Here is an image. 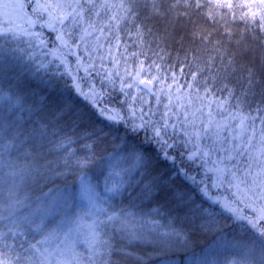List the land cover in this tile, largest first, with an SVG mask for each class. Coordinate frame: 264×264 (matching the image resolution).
<instances>
[{
    "label": "snow or ice",
    "instance_id": "6c2138e0",
    "mask_svg": "<svg viewBox=\"0 0 264 264\" xmlns=\"http://www.w3.org/2000/svg\"><path fill=\"white\" fill-rule=\"evenodd\" d=\"M260 4L264 5V0H260ZM3 7L23 8V5L5 3ZM245 8H248L247 4H234L232 0H144L143 5L140 0H44L43 3H37L34 11H39L40 17L47 15V19L40 26L57 32L56 38L64 47H69V40L77 31L81 41L93 37L97 43L101 37L108 36L119 41L120 36L117 35L119 32H124L128 36L134 33L139 47L147 46L146 37L153 35V29L148 26L149 21L187 17L189 22H192L193 14L202 15L217 31L223 27L224 34L229 38H231V30L227 27L229 17L243 21L246 28L251 24L254 30L264 32V11L251 12V19L248 18L249 12H241L237 17L236 10ZM141 9L145 12L143 17ZM17 19L23 23L16 24L9 19L7 26H0V50L5 43L19 41L21 37H28L29 40L40 38V33L31 30L39 18ZM94 33L99 35L94 36ZM191 34L204 44L208 56L202 67L193 62L187 64L189 68L187 75L190 80H186L180 87L191 90L190 98L191 93H195L197 99L207 100L206 106L209 111L204 127L192 132L182 130L186 139L181 143L168 132L169 127L175 130V124L164 123L157 126L151 120L145 119L143 114L136 117L133 113L132 118L123 116L119 110L103 104L100 93L94 88L84 91L75 78L73 83L70 86L65 85L63 90L59 83L38 79L36 82L38 91L32 93L33 105L27 108L30 113L54 117L57 125L72 130L74 134L76 130L82 129L77 139L92 141L82 145L83 155H77L72 148L76 142L72 136L64 134L57 140L54 147L61 152L62 170L51 167V164H39L36 161L39 152H36L35 156L32 154L37 142L46 137L48 124H40L27 136L23 131L17 130L6 139V129L0 120V222H7L2 225L7 231L0 230V264H110L109 258L117 250L112 243L113 232L120 233L130 245H152L154 251L150 258L157 257L159 264H180V260L174 259L175 254L187 249L191 243L190 236L184 229L175 227L170 220L166 225L152 221V226L146 230L147 221L134 222L135 213L110 204L111 201L122 197L128 187L132 186L130 180L126 182L124 179H113L120 175L114 171L115 165L112 161L115 160L130 162L128 168L121 169L126 176L135 172L153 177L151 182L143 184L138 193L140 198L151 199L159 196L176 204L177 207L187 208L191 217L201 221L200 230L204 233L218 234L222 232V227L211 211L196 205L189 191L176 185V177H181L186 184L195 186L193 190L198 191L211 204H220L221 201L211 195L205 180L198 181L196 176L190 175L185 163L190 166L199 162V166L205 169V176L209 179L211 177H208V173H211L215 177L211 188L220 187L227 182L231 187L241 190L243 185L245 192V199L241 201L243 207H233L235 201L225 202L222 207L231 213L236 221H243L244 224L241 226L252 235L250 244L234 246H242L251 254L259 244L261 264H264V101L252 111L244 110L249 106L248 96L255 94L253 89L256 74L251 68L242 69L246 73L244 77L246 86L242 87L240 95L227 84L218 86L216 82L219 79L218 71L213 73V67L217 59H220L221 64L224 62L220 41H213V33L198 26L193 27ZM65 36L68 37L67 40ZM40 42L43 44L42 40ZM115 47L119 49L120 44L117 43ZM213 52L216 55H212ZM131 55L133 57L145 55L147 58V52L143 51L133 52ZM187 59L185 56L186 61ZM197 59L199 58L194 57V60ZM233 63L234 61L229 59L228 67L231 68ZM140 65L136 71L137 77L144 71L143 61ZM148 67L158 68L159 65L153 61ZM181 75H186L183 69ZM157 78L154 76L152 80H140L139 83L144 84L150 91L149 85ZM173 80L175 81V77ZM127 86L132 87L131 84ZM220 91L227 92L224 99L217 96V92ZM21 99L20 96H7L0 92V102L7 100L13 107L24 110ZM231 101L236 103L232 104ZM213 105L221 113L227 111L222 120L213 118ZM225 105L232 110L229 111ZM120 126L123 127L124 136L117 138L120 142L115 145L114 154L108 157L106 165L108 175L104 179L101 195L97 190L99 183H93L85 170H98L99 175H104L105 165L98 163L95 145L107 140L105 129L112 130ZM204 139L210 140L211 143L201 146L199 142ZM28 140H32L34 144L29 145ZM188 144H192L193 147L188 148ZM38 146L43 147V144L38 143ZM22 147L30 149L24 151L23 155L26 160L31 158V162L20 164L18 158L11 157L13 150L19 151ZM180 147L185 151L177 152ZM213 156L216 158L212 159ZM180 157L184 159L178 165ZM209 164L210 167H205ZM162 165L168 167L162 168ZM5 169L8 171L5 172ZM70 174L76 176L78 180L75 192L69 191L67 187L61 188L56 183L58 180L66 179ZM4 177L8 178L7 181ZM40 181H44L45 184L51 183L53 187L42 193L46 205L30 210L26 204L28 197L27 195L21 197L20 190L27 184H39ZM5 183L7 187L4 186ZM74 198H78L84 212L83 215L72 218L67 209ZM58 210L64 211L68 225H75L74 228L67 226L65 231V221L62 220L56 229L47 230L44 220ZM33 230L42 238L35 240L34 243L29 241L27 248L23 244L19 245L24 252L32 250L31 255L27 257L17 252L13 245L7 242L8 239H16ZM73 232L77 233L75 240L71 239ZM61 234L64 238L59 239L53 246ZM218 240H223V236L216 235L214 243ZM78 245L83 246L85 251H79ZM212 252L213 249L209 247L204 250L202 257L198 258L195 254L192 257H184V264H218L216 258L211 255ZM125 255L134 257L139 264H145L143 257L136 256L133 252H127ZM224 264H247V257L244 261L225 260Z\"/></svg>",
    "mask_w": 264,
    "mask_h": 264
},
{
    "label": "trees",
    "instance_id": "16d2710c",
    "mask_svg": "<svg viewBox=\"0 0 264 264\" xmlns=\"http://www.w3.org/2000/svg\"><path fill=\"white\" fill-rule=\"evenodd\" d=\"M24 1L29 3L26 5L28 19L38 20L39 18L37 24L31 30L41 35L39 39L31 40L28 37H21L19 41L5 43L3 49L0 50V92L7 96H20L24 105V110H20L13 107L7 100L0 102V120L3 121L6 129V139L17 130L23 131L27 136L40 124H48L46 137L37 142L35 151L32 153L35 156L36 152H39L36 161L41 165L51 164V167L61 168L62 170L61 152L56 150L54 146L64 134L72 136L73 140L76 141L72 148L77 155H83L82 145L85 142L92 143V141L77 139L83 131L82 129L76 130L74 134L72 130L57 125L55 118L50 115L34 114L27 111L28 106L33 105L34 97L32 93L38 91L36 82L40 78L59 83L61 90L64 89L65 85L70 86L75 78V81L79 82L84 91L94 88L100 93L103 104L109 108L119 110L123 116L132 118L133 113L136 117L143 114L145 119L151 120L157 126L164 123L175 124V130L169 127L168 132L169 135L175 136L178 143L186 139L183 136V129L192 132L204 127L208 120L209 109L206 106L208 101L197 99L195 93H191L190 98L189 93L191 90L180 87L186 80H190L187 75L189 72L187 64L193 62L202 67L208 56L204 44L201 43L198 37L194 38L191 34L194 26L211 31L213 41H220L224 62L221 64L220 59H217L213 67V73L218 71L219 75V79L216 81L217 85L227 84L237 95H240L242 87L246 86L244 80L246 73L242 69L251 68L256 74V84L253 89L255 94L248 96L249 106L244 110L252 111L264 101V95H262V90H264V32L254 30L251 24L247 25L246 28L243 21L233 20L229 17L227 24V27L231 30V38H229L224 34L223 27H220L217 31L210 26V23L202 15L193 14L191 17L192 22H189L187 17L178 19L169 17L168 19L149 21L148 26L153 29V35L146 37L147 46L140 45L138 47L134 33L128 36L124 32H119L117 33L120 36L119 41L112 36H108L107 38L101 37L97 43L93 37H87L86 40L81 41L77 31L69 40V47H64L56 38L57 32L46 26H40L47 19V15L40 17L39 11H34L39 0ZM232 2L248 5V8L236 10L237 17L241 12H249L248 18L251 19V12L260 13L264 11V5L260 4V0H232ZM140 3L143 5L144 0H140ZM178 10L183 11V9ZM141 15L142 17L145 15L143 9H141ZM257 19H259V16H257ZM7 23L0 19V26H7ZM24 26L27 27L26 24ZM95 35L99 34L94 33ZM65 39L67 40L68 37L65 36ZM41 40L43 44H41ZM117 43L120 44L119 49L115 47ZM125 46H127V51H125ZM141 51L147 52V58L145 55H138L137 57L131 55L133 52L140 53ZM154 53H158V55H154ZM211 54L216 55L215 52ZM185 56L188 58L187 61ZM159 57L163 58L160 59ZM194 57L199 59L194 60ZM229 59L234 61L231 68L228 67ZM141 61H143L144 71H141L137 77L136 71L140 68ZM153 61L159 65L158 68L148 67ZM181 69L186 75H181ZM205 75L207 76L208 73H205ZM154 76L158 78L152 81L156 90L155 95L152 97L140 87L139 81L142 79L152 80ZM173 77H175V81ZM129 84L132 87L129 88L127 86ZM122 87L123 91H121ZM217 96L224 99L227 92H217ZM230 103L235 104L236 101ZM225 108H228V105H225ZM198 109L202 110L198 111ZM228 110L231 111L232 109L228 108ZM224 112L226 113L220 114L215 105L212 106L215 120L220 119V115L221 118L227 115V111ZM137 122L139 121L137 120ZM257 126L259 127V124ZM105 133L107 134V140H102L95 145L98 163L105 165L103 168L104 175H99L98 170H85L92 178L93 183H99L97 190L101 192V195H103L104 179L108 175L106 166L108 157L114 154V147L120 142L117 138L124 136V130L120 126L118 128L114 127L112 130L105 129ZM27 143L29 145L34 144L32 140H28ZM38 143H42L43 147H39ZM199 143L204 146L210 144L211 141L204 139ZM192 147V144H188V148ZM29 150L27 147H22L19 151L13 150L11 157L18 158L20 164L31 162V158L26 160L23 155L24 151ZM184 151L183 147L177 149V152ZM101 157L104 159H100ZM215 158L216 156L212 157V159ZM183 159V157L178 159V165ZM112 163L115 165L114 171L120 173L119 176H115L113 179H124L126 182L130 180L132 186L128 187L122 197L111 201L110 204L124 207L135 213L134 222L147 221L146 230L152 226V221H156L160 225H166L170 220L175 227L184 229L189 234L191 243L187 249L178 251L175 254L174 259L180 260V264H184V257H192L193 254L198 258L202 257L204 250L209 249V247L213 249L211 255L216 258L218 264H224L225 260L244 261L246 257L247 264H261L259 244L255 246V251L251 254L242 246H234L250 244L252 235L250 231H245L241 226L244 224L243 221H236L231 213L225 211L222 207L223 203L233 201H235L233 207H243V203H241L245 199L243 185L241 190L231 187L227 182L220 187L211 188V184L215 179L211 173H208V177H211L209 179L205 176V169L199 166V162L190 166L185 163L190 175L196 176L198 181L205 180L209 185L211 195L221 201L220 204H211L198 191L193 190L195 186L186 184L181 177H176V185L188 190L195 204L211 211L217 223L222 227L221 233H204L200 230L201 221L191 217L187 208L177 207L176 204L170 203L159 196L151 199L138 196L143 184L151 182L153 178L151 175H141L133 172L126 176L121 169L128 168L130 162L115 160ZM210 166L209 164L205 167ZM161 167L167 168L168 166L162 165ZM7 171L5 169V172ZM4 179L7 181L8 178L4 177ZM141 181L142 183H139ZM56 183L61 188L67 187L72 192H75L78 187L77 177L71 174L66 179L58 180ZM138 183L139 186H137ZM4 186L7 187V183ZM52 187L51 183L45 184L44 181H40L39 184L30 183L21 188L19 195L21 197L27 195L26 204L30 210H35L46 205L42 193L48 192L49 188ZM70 205L71 212L83 207L78 198H74ZM61 215L57 214L56 217L44 223L48 231H51L52 227L57 225L56 223L60 221ZM4 223L7 222H0V230L7 231L6 228L2 227ZM137 227H139L138 223ZM216 235H222L223 240L214 243ZM41 238L40 234L33 230L26 232L23 236H18L16 239H8L7 242L12 244L17 252L27 257L31 255L32 250L29 249L28 252H24V249L19 245L23 244L27 248L29 241L34 243L35 240ZM111 238L113 247L117 250L109 258L110 264H139L134 257L125 255L127 252H133L136 256L143 257L145 264H159L157 257L152 256L150 258V254L154 251L152 245H130L120 233L115 232L112 233ZM78 250L85 251V248L79 246Z\"/></svg>",
    "mask_w": 264,
    "mask_h": 264
},
{
    "label": "rangeland",
    "instance_id": "374dc122",
    "mask_svg": "<svg viewBox=\"0 0 264 264\" xmlns=\"http://www.w3.org/2000/svg\"><path fill=\"white\" fill-rule=\"evenodd\" d=\"M43 2H44V0H39V3H43ZM5 3H8V4H16V5H21V4H22V5H23V8H19V7H17V8H4L3 5H4ZM27 4H29V3H27V2L25 3L24 0H0V19L3 20V21H5V22H8L9 19H11V20H12L14 23H16V24L23 23L22 20L17 19V18H18V17H23V18H25V19H28V18H29V16H28V9L26 8V5H27ZM5 13H7V15H6ZM142 80H148V79H142ZM140 87H141L144 91H146V92L148 93V91L145 90V89L142 87V84H141V83H140ZM155 92H156V90H155ZM150 96H151V95H150ZM152 97H153V96H152ZM222 113H226V112H222ZM222 113L220 112V114H222ZM224 116H226V115H224ZM222 119H223V117L221 118V115H220V119H218V120H222ZM228 203H229V202H228ZM82 210H83V211H82ZM67 211H68L69 216H71L72 218H75L77 215H83L84 208H83V207L80 208V209L78 208L77 211H75V212H71V205H70V209L68 208ZM57 214H62V215H61L60 221L57 222L56 224L59 225V224L61 223V221L64 220V221H65V231L67 230V226H71V227H73V228L75 227V225H68V222H67V220H66V218H65V213H64V211L59 210V211L56 213V215H57ZM56 215H55V213H54V214H52V215L47 216L46 219L44 220V223H45L46 221L50 220V219H53L54 217H56ZM85 219L87 220V218H85ZM38 222H39V221H38ZM57 225H55L54 227H52L51 230L56 229ZM63 238H64V237H63V235L61 234V235L59 236L58 240H57V241H54L53 246L55 245L56 242L59 241V239H63ZM71 239H72V240L77 239V233H76V232H73V233L71 234ZM78 247H79V245H78Z\"/></svg>",
    "mask_w": 264,
    "mask_h": 264
},
{
    "label": "water",
    "instance_id": "95a60500",
    "mask_svg": "<svg viewBox=\"0 0 264 264\" xmlns=\"http://www.w3.org/2000/svg\"><path fill=\"white\" fill-rule=\"evenodd\" d=\"M142 87L147 90L151 96L155 95V89L152 83L149 85V88L151 89L150 91L148 90V88H145L144 84H142Z\"/></svg>",
    "mask_w": 264,
    "mask_h": 264
}]
</instances>
